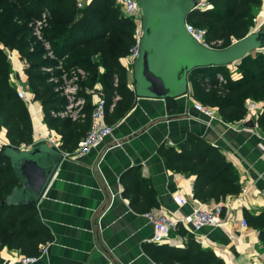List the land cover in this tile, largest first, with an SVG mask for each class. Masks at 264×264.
Here are the masks:
<instances>
[{
    "label": "trees",
    "instance_id": "16d2710c",
    "mask_svg": "<svg viewBox=\"0 0 264 264\" xmlns=\"http://www.w3.org/2000/svg\"><path fill=\"white\" fill-rule=\"evenodd\" d=\"M208 1L209 6L195 9L188 21L197 29H205L209 42L221 41L222 48L250 34L254 10L263 3V0ZM78 3V0H0V128L6 129V140L14 146L33 143L34 129L28 104L11 82L12 68L6 49L19 53L24 61L33 99L42 103L44 121L61 136L65 151L73 152L91 126L94 105L86 88L97 82L102 84L108 123L116 122L133 107L135 94L128 85L123 59L136 42V22L124 15L118 0H92L82 8ZM48 13L43 40H38L31 23ZM46 42L50 43L55 58L47 56ZM60 62L67 71L81 68L86 72L75 96L86 100L84 117L77 120L53 115L69 104V99L51 81L53 75L46 71L53 68L58 76ZM238 66L240 73L235 76L224 65L196 68L189 75L194 99L217 107L227 122L245 119L250 100L264 101V53L249 54ZM219 76L226 83H221ZM116 97H120L118 102ZM174 101L168 99L170 105ZM258 123L264 131V110L258 114ZM160 153L171 170L196 176L195 200L223 203L229 195L241 193L233 162L219 147L196 134H190L180 150L163 145ZM18 184L10 160L0 150V251L8 248L18 250L22 256H37L42 247L53 241L54 235L41 220L36 206L2 203ZM245 218L259 232L264 244V212L256 214L245 209ZM180 233L189 235L186 247L155 245L150 251L153 260L158 264H227L214 251L203 248L184 228Z\"/></svg>",
    "mask_w": 264,
    "mask_h": 264
},
{
    "label": "crops",
    "instance_id": "0c3cea01",
    "mask_svg": "<svg viewBox=\"0 0 264 264\" xmlns=\"http://www.w3.org/2000/svg\"><path fill=\"white\" fill-rule=\"evenodd\" d=\"M78 1L83 7L92 2ZM254 13L261 27L256 31L253 25L250 33L264 30V0ZM237 41L240 40L233 43ZM221 45L210 48H228ZM9 61L11 82L14 85L15 81L23 82L34 98L19 53L13 52ZM240 61L224 65L230 68L231 76L240 73ZM123 62L128 85L135 94L133 107L116 122L109 123L115 126L114 134L91 153L77 160L62 159L36 206L41 220L54 235L48 253L36 264H158L150 254L155 245L186 247L189 235L180 233L182 227L171 231L164 243L153 242L154 226L145 213L164 210L185 214L193 206L216 203L195 200L196 176L171 170L160 153L163 145L180 150L190 134L221 149L233 162L242 187L239 195H229L223 202L227 206L223 226L205 227L192 235L198 242V237L203 238L202 247L214 251L227 264H264V244L259 232L250 225H242L245 209L256 214L264 212V131L258 123L264 101H256V112L247 107V116L240 122L225 121L217 107H213L216 117L209 119L193 105L190 80L189 93L172 98L175 101L171 105L168 99L141 98L135 92V66L128 67L126 57ZM100 70L103 72L104 68ZM219 81L226 83L227 80L219 76ZM95 86L103 89L100 82ZM90 98L93 105L94 99L91 95ZM119 100L120 97L115 98V102ZM115 102L112 105L115 106ZM112 105L110 112L114 109ZM29 111L34 142L39 140L38 135L47 133L61 139L44 121V107L40 101H34ZM251 119L255 127L245 126ZM0 134L6 139L5 128H0ZM178 195L190 203L181 207ZM20 256L18 250L5 248L0 251V264H17Z\"/></svg>",
    "mask_w": 264,
    "mask_h": 264
},
{
    "label": "water",
    "instance_id": "95a60500",
    "mask_svg": "<svg viewBox=\"0 0 264 264\" xmlns=\"http://www.w3.org/2000/svg\"><path fill=\"white\" fill-rule=\"evenodd\" d=\"M140 2L144 34L140 42L141 55L134 69L138 97L178 98L189 93V75L196 68L228 65L264 49V30L252 32L226 49L200 44L186 28L189 15L196 9L193 0ZM245 126L255 127L254 120L247 121ZM1 150L19 181L2 203L37 206L64 158L63 153L47 141L29 150L7 143Z\"/></svg>",
    "mask_w": 264,
    "mask_h": 264
},
{
    "label": "built area",
    "instance_id": "2783aa9c",
    "mask_svg": "<svg viewBox=\"0 0 264 264\" xmlns=\"http://www.w3.org/2000/svg\"><path fill=\"white\" fill-rule=\"evenodd\" d=\"M196 2L197 8H207L210 4L208 0H193ZM119 5L122 8V11L126 17L134 19L137 24L136 30V42L133 47L130 49L128 55L126 56L127 65L130 68H133L140 55L141 48L140 42L142 36L144 34L143 31V11L140 0H118ZM79 7H83L82 3H78ZM47 24V14H43L40 20L31 23L33 27V34L38 40H43V28ZM254 27L255 30H259L261 24L257 17L254 18ZM186 28L189 34L200 44L206 47H213L215 45H220L222 42H209L206 39V30L205 29H197L192 23L189 21L186 22ZM45 48L48 51L47 56L50 58H55L53 52L51 50L50 43H44ZM258 52H263L264 49L259 50ZM6 53L9 57V60L13 56V52L9 49H6ZM57 70L60 71V74L57 76L54 74L53 68H47L46 71L50 72L53 77L51 81H53L57 87L56 90L62 93V95L66 96L69 99V104L65 107V109L59 112H53L55 117L59 118H70L73 120H77L81 117H84V113L82 109L86 104L85 98L75 99V96L81 90L79 86V82H81L86 77V72L81 68H72L67 71L63 63L60 62ZM16 89L20 98H22L30 108L33 105V98L29 94L26 89V86L21 81H15ZM118 80L116 79V84ZM86 93L91 95L94 99L93 111L91 114V126L87 131L86 135L80 141L78 147L73 152H68L61 149V139L57 135L53 133H47L45 135H38L39 140L31 143V144H22L18 148L21 150H29L34 147L36 144L47 141L50 145L59 149L64 158L70 160H77L83 156L88 155L91 151L100 143H102L106 138L112 136L114 134L115 126L111 125L107 122V99L105 97L104 91L101 86H95L92 88H86ZM193 105L197 111L208 117L209 119H213L216 117V110L213 107L207 106L198 100L193 101ZM114 105H112V108ZM247 107L252 112L257 111V102L254 100H250L247 103ZM256 110V111H255ZM8 142L5 139V136L0 134V150L3 145ZM177 201L180 206L183 207L190 202L183 197L182 195H178ZM226 210L227 206L224 203H214L210 206H193L192 210L189 213L185 214H172L165 212L164 210L158 211H149L145 213L146 218L150 223L154 226V236L152 238L155 243H164L171 231L178 230L179 228H184L188 233L193 235L200 232L205 227H221L226 222ZM242 225L244 227H248L249 223L246 218L242 219ZM200 243H204V239L198 237ZM48 245L41 248L40 254L37 256H20L17 260V264H36L39 259L45 256L48 253Z\"/></svg>",
    "mask_w": 264,
    "mask_h": 264
},
{
    "label": "rangeland",
    "instance_id": "374dc122",
    "mask_svg": "<svg viewBox=\"0 0 264 264\" xmlns=\"http://www.w3.org/2000/svg\"><path fill=\"white\" fill-rule=\"evenodd\" d=\"M49 17H50V13H48V15H47V19H49ZM263 28H264V26H263ZM263 28H262V29H263Z\"/></svg>",
    "mask_w": 264,
    "mask_h": 264
},
{
    "label": "bare ground",
    "instance_id": "6f19581e",
    "mask_svg": "<svg viewBox=\"0 0 264 264\" xmlns=\"http://www.w3.org/2000/svg\"><path fill=\"white\" fill-rule=\"evenodd\" d=\"M33 108V107H32Z\"/></svg>",
    "mask_w": 264,
    "mask_h": 264
}]
</instances>
